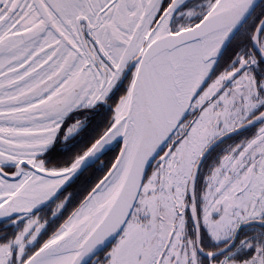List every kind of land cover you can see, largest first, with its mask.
Here are the masks:
<instances>
[{
    "label": "snow or ice",
    "instance_id": "obj_1",
    "mask_svg": "<svg viewBox=\"0 0 264 264\" xmlns=\"http://www.w3.org/2000/svg\"><path fill=\"white\" fill-rule=\"evenodd\" d=\"M0 264H264V0H0Z\"/></svg>",
    "mask_w": 264,
    "mask_h": 264
}]
</instances>
